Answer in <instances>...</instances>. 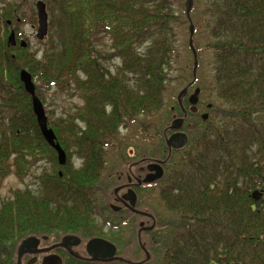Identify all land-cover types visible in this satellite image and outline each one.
<instances>
[{"label": "trees", "instance_id": "1", "mask_svg": "<svg viewBox=\"0 0 264 264\" xmlns=\"http://www.w3.org/2000/svg\"><path fill=\"white\" fill-rule=\"evenodd\" d=\"M187 1H48L55 34L50 53L42 60L26 57L20 68L30 71L42 100L39 88L59 87L84 103L49 123L68 154L69 163L59 166L63 177L44 181L43 194L17 190L2 203L0 264H18L26 239H51L62 227L81 229L85 240L108 238L94 226L105 210L97 183L108 147L117 146L121 131L132 133L163 108L184 51H192ZM191 19L212 109L188 143L166 159L163 176L152 186L169 214L162 233L138 237L130 255L117 244L118 258L65 264H264V197L252 195L264 177V0H194ZM105 37L111 49L103 58L117 61L113 69L95 47ZM20 68L0 74V92L12 109L10 134L0 140V174L13 168L24 174L26 151L49 150L57 162ZM166 136L164 131L161 141L168 151ZM73 154L81 159L78 168Z\"/></svg>", "mask_w": 264, "mask_h": 264}, {"label": "rangeland", "instance_id": "2", "mask_svg": "<svg viewBox=\"0 0 264 264\" xmlns=\"http://www.w3.org/2000/svg\"><path fill=\"white\" fill-rule=\"evenodd\" d=\"M37 1L38 0H0V4L3 5V2H9L14 6L13 8H15L16 11L19 8V15L25 19V21L21 25V31L25 32V35L28 36L31 40V52H36L38 54V57L41 58L47 50H49L50 53V38L55 34L53 31H51L49 26V32L46 36H44L43 39L39 40L36 38V30L32 29V24L30 21L33 19L32 15H36ZM43 1H45L48 5V1L50 0ZM47 12L49 14L50 25L51 11L50 9H48V6ZM183 38L187 39V35ZM110 43V39L108 37H105L100 42H96L95 47L98 56L102 59L103 63L109 65L113 69L117 61L113 59L106 60L103 58V56L110 52ZM183 54V61L179 68L174 72V79L170 82L169 92L166 95L164 106L161 111L152 118H143L140 125L138 127H135L132 133H129L126 130L121 131L122 133L119 137L120 139L117 140V146L111 145L110 147H108L109 152L107 153V156L105 158V169L102 172L103 176L100 179V183H97V185L100 187L102 186V182L104 181V185L106 187V190L108 191L107 194L111 193V191L114 190L117 182L115 175L109 178L106 177V174H114L117 171H120L124 167V164L127 160V165L125 167L129 165L130 160L137 161L143 157L160 159L166 158L168 152L167 149H165V146L162 144L161 134L165 130H167L168 133L171 132L169 131V129L174 121V114H177L179 116L182 115V113L180 112V108L177 105V96L193 79V52L186 49ZM205 73V70L198 68V80L188 90V94L190 95L194 93L197 87L201 89V94L199 95V97L202 108L212 100L211 97H209L211 96L209 95L210 90L205 89L208 87V83H206L207 73ZM37 85L41 86V83L37 82ZM39 90L41 91V94L44 93L42 94V97L50 123L56 121L58 122L62 118H65L67 115L74 113L76 108L84 103L83 99L79 98V96L77 95L71 94L67 91V89L61 90L59 87H52L50 89L39 88ZM185 106L188 107L186 103ZM205 111L206 109L203 108L201 109L200 113ZM77 120L79 126L85 125L82 120ZM201 121L203 120L200 115L196 116L193 119L188 118L185 122L183 131H185L190 136V132L195 128H198ZM167 126L169 128L166 129ZM27 152L28 151L24 152V154L25 160L27 161V163H29V168L24 174L22 173V171H18L16 168H13L7 174H3L4 171L0 174V209L2 203L5 200L13 198L14 192L17 190L30 188L35 194H40V175L45 171V168L51 170V168L56 165L59 167V164L57 162L52 161L53 155L51 152V159H40L35 161L33 165L31 164L33 154H31L30 156L27 155ZM130 154L131 157L129 156ZM14 158L15 156L12 155L9 164H13ZM70 160L75 164V167H80L81 159H78L75 154L72 155ZM139 196L142 199V203H139V208L147 210L154 217V219H146L140 217L139 215H132L128 211L124 213H116L110 208L109 212H112V214H109L110 217H108V220L106 222L100 216H96L95 218L96 221L94 226L108 238H113L115 240V243L119 245L121 251L129 255L137 249V235L141 230V226H143L144 228L154 226L155 229H157L158 227V230L154 232L149 231L146 234H142L143 236L148 234V236L156 238L157 234L160 235L159 232L162 233L159 228L162 227V225L164 224V220H166L169 216L168 212L164 209L161 203L157 188L148 187L145 190L141 191ZM108 221H110L113 225L119 226L120 228L118 230L112 229V226L106 224ZM126 221L128 222L125 224L124 222ZM142 222L143 225H141ZM66 232H77L78 234L82 235L81 229H67L65 227H62L54 230V233L58 235L54 238L52 237L53 239L51 238L49 239V241H56L61 239L58 238L60 234Z\"/></svg>", "mask_w": 264, "mask_h": 264}, {"label": "flooded vegetation", "instance_id": "3", "mask_svg": "<svg viewBox=\"0 0 264 264\" xmlns=\"http://www.w3.org/2000/svg\"><path fill=\"white\" fill-rule=\"evenodd\" d=\"M39 1L40 0L36 2V15L33 14L32 15L33 19L30 21L32 24L31 25L32 29L36 30L37 39H39L38 38L39 18H38V7H37V4ZM43 2L46 4V11H47V3L45 1ZM2 4L3 5L0 4V74H4L7 70L16 71V69L20 68V62L26 63V60H27L26 57L27 58L31 57L32 60L35 61V60L42 59L45 54L44 53L42 57L39 58L36 52L35 53L31 52L30 50L31 40L28 36L25 35V32L21 31V25L25 21V19L19 15L18 13L19 8L16 11L15 8H13L14 6L11 5L9 2H3ZM48 19H49V14H48ZM48 32H49V27H48ZM12 34H13V39L10 40V37ZM23 70H27V69L20 68L18 72L19 75H21V72ZM27 71L30 73L29 70ZM2 79L3 78H0V81ZM190 96L191 94L189 95L187 93L185 96L182 97V104L177 103L182 115L179 116L177 114H174L173 119L185 117L187 115L186 116V120H187L188 115L192 113L194 114L193 116L195 117L199 115L202 117V115L205 113L209 115V110L212 109V104L208 102L203 107L206 109V111L200 113L201 109L203 108L201 106L200 99H199V102L197 105L198 110L194 112L191 110V104L189 103ZM185 103H189V106L186 107ZM189 111H191L192 113H190ZM11 116H12V109L10 107L9 101L4 99L2 96V93L0 92V139H2L5 136H9L10 134L9 127H10ZM48 120H49V117H48ZM184 126L180 130H173L170 133L166 132L167 130H165V134L168 133L166 138L176 131L185 132L183 131ZM19 133H20V130L18 129L16 133L17 137L18 135H20ZM178 150L180 149L168 148L167 157L164 159L143 157L137 161L130 160L129 165L125 167L127 165L126 164V162L128 161L127 160L124 164L125 168L123 167L120 171H117L114 174H106V177H109V178L115 175L117 185L115 186L114 190L111 191V193L107 194L108 191L106 190L104 181L102 182V186L100 190L103 193V200L105 202L103 208L105 210L102 212V214L98 213L97 216L102 217L103 220L106 222L108 220V217H110L109 214H112V212H109V208H110L116 213H124L128 211L132 215H139L140 217L146 218V219H149V218L154 219V217L147 210H143L139 208V203H142V199L139 196L140 192L145 190L148 187L154 186L157 183V180H159L164 174L166 159L169 156H171L173 152L175 153ZM50 152L51 151L48 150L47 152H44L41 154L37 152L28 153V155L30 156L31 154H33V159L31 161V164L33 165L35 161L40 160V159H44V160L51 159ZM13 155L15 157L17 156L16 153H14ZM129 156L131 157V154ZM67 157H68V154H67ZM56 159H57V163L59 164L57 152H56ZM67 163L69 162L67 161ZM151 164L161 165L163 168V174L158 179L148 181L147 178L149 175H154L157 173L156 168L150 169L149 166ZM63 175H64L63 169L58 167L57 165L52 167L51 170L45 168V171L40 175L41 193L43 194V190L45 189L42 186L44 181H46V183L47 182L52 183L53 181H59L58 178H62ZM102 176H103V173L101 174L100 179L102 178ZM257 190L261 192V194L259 195V198L264 197V177L262 178L260 184L258 185ZM131 191L134 192L136 196L135 205H132V202H131V197H132V195H130ZM104 214H107V215H104ZM127 222L128 221L124 223L126 224ZM106 224H108L109 226H112L111 228L114 230H118L120 228L117 225H113L110 221H108ZM141 225H143V222ZM151 230L152 229L150 227L144 228L143 226H141V230L138 232V237L140 238L142 234H146L147 232ZM69 235L78 237L80 241L75 240V239H70L69 241H67L66 244H62L64 237L69 236ZM93 238H104L117 246V244L109 238H106V237H93ZM93 238L85 240V238H83L77 232H68L67 234L62 236L61 239L56 240V241H49V238L44 239V240L40 239V243L38 244V246L32 247V248L24 247L25 251H23V254L21 256V264H42L44 257L51 256V255H59L62 258L63 264L69 263V261H73V259H78L84 262H89L90 260H93L96 262L109 260V259H103V258L94 259L89 254L87 250V244ZM113 258H118V255L116 254V256ZM18 261H19V254H18Z\"/></svg>", "mask_w": 264, "mask_h": 264}, {"label": "water", "instance_id": "4", "mask_svg": "<svg viewBox=\"0 0 264 264\" xmlns=\"http://www.w3.org/2000/svg\"><path fill=\"white\" fill-rule=\"evenodd\" d=\"M37 7H38V18H39L38 38L43 39L44 36L48 32V13L46 11V4L43 1L40 0L37 4ZM193 7H194V0H188L187 5H186V14L189 20L191 21L190 27H189L190 29L189 45L194 55L193 80L179 93L178 95L179 103H182V97L188 93L189 87L195 83L197 79V71H198V66H199L198 52L194 46V39H193V36L195 33V27L191 19V13H192ZM12 39H13V34L10 37V40ZM20 76H21L22 82L24 83L26 91L32 97L33 111L35 115L37 116V121H38L39 127L41 129V132L44 138L50 144V146H52L57 151L59 164L65 165L67 163L66 151L62 148L60 143L56 141L57 139L56 134L54 130L50 128L48 125V117H47V114L44 108V104L41 101V99L38 97V95L36 94V86L33 81L32 75L28 71L23 70ZM200 92H201V89L197 87L194 93L189 98V102L191 104V110L194 112L197 111L196 105L198 104V101H199ZM186 116L176 118L173 121L171 128L174 130H180L184 125ZM202 118L206 120L208 118V114L207 113L203 114ZM188 140H189V137L187 133L176 131L166 139V144L170 149H180L188 143ZM149 167L150 169L156 168L157 173L154 175H149L147 178L148 181L158 179L162 176L163 168L161 165L151 164ZM260 194L261 192L256 190L253 192V197L255 199H258ZM130 195H132L131 197L132 205H135L136 203L135 193L131 191ZM150 228L153 229L155 227L152 226ZM47 238L48 236H43L42 238L34 236V237H30L27 240H25L21 244L20 249H19L20 252H19L18 264H21V256L23 254V251H25L24 247H28V248L36 247L40 243V239L44 240ZM70 239H75V240L80 241L78 237L69 235V236L64 237L62 244H66L67 241H69ZM87 250L94 259L103 258V259L110 260L111 258L115 257L117 254L116 245L104 238L91 239L87 244ZM147 257H149V254H147ZM42 264H63V261L59 255H51V256L44 257Z\"/></svg>", "mask_w": 264, "mask_h": 264}]
</instances>
